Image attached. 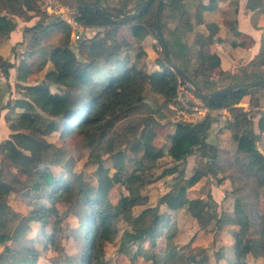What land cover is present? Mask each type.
<instances>
[{"label": "trees", "instance_id": "trees-1", "mask_svg": "<svg viewBox=\"0 0 264 264\" xmlns=\"http://www.w3.org/2000/svg\"><path fill=\"white\" fill-rule=\"evenodd\" d=\"M84 1L89 5L100 4L97 0ZM208 1L207 8L213 9L216 0ZM59 2L84 27L80 32L82 37L74 41L77 54L70 46V26L40 11L38 0H0V38H8L15 29L13 15L28 22L36 19L33 26L24 28V33L33 32V39L28 49L20 54L18 64L0 54V72L8 78L9 69L14 67L15 87L22 91L20 97L11 98L6 104L5 121L11 132L0 142V245L3 247L0 264H4V257L9 259L5 264H38L41 251L47 250L48 246L57 255H69L62 242L69 237L79 246L77 262L70 259L69 264H107L105 246L117 236L122 253L129 254V245L134 244L133 257L142 256L150 264H186L184 247H178L172 237L165 236L171 221L169 212L183 207L202 227L211 221L217 228H222L223 224L237 227L233 230L232 251L228 254L216 251L214 264H219L220 259H224L225 264H248V254L263 255L264 214L259 202H264V154L257 141L264 132V112L255 132L249 113L237 104L243 96L264 89V86L201 98L209 109L229 110L231 119L226 128L236 143L233 155L224 156L216 144L207 141L211 124L205 119L173 123L166 136L167 143L155 146L154 127L159 125L157 117L163 115L160 108L164 104H177V87L186 84L168 67L162 49L157 51L161 55L156 60L161 69L148 72L144 62L146 52L138 50L131 54V42L125 38L118 40L117 34L121 25L129 23L135 41L149 34L158 40L155 26L158 0H143L127 20H115L104 12L88 10L76 0ZM263 7L264 0L246 1L247 9ZM104 8L118 15L130 10L126 3L121 7L105 5ZM203 8L202 3L197 6L196 24L203 23ZM164 12L177 19L176 26L169 29L165 38L170 55L203 90L212 91L264 78V40L254 58L236 72L221 71L219 77L229 80L217 84L202 66L204 54L197 46L203 35L196 32L197 63L190 68L186 58L189 46L180 38L183 30H192L191 23L185 20L188 15L185 0L163 1V35L167 30ZM205 25L208 40L218 41L219 38H214L218 29L216 24ZM55 28L62 34L59 44L46 51L39 41ZM88 28L101 30L88 37L84 32ZM231 31L239 34L235 21L231 22ZM236 44L232 42L233 46ZM30 77L35 79L30 80ZM58 85L63 86L61 91L53 90L58 89ZM145 92L153 98L159 95L162 104L153 107ZM143 106L146 111L148 109V114L140 116L139 120L127 121L137 108ZM17 108L20 111L15 112ZM10 112H15V117ZM124 121H127L123 123L125 130L121 131L120 125ZM56 131L63 140L74 135L83 139L89 159L97 165L96 185L70 168L72 158L64 145L48 140V136ZM195 152L201 154V160L190 177L186 178L183 169L176 165L163 170V175L176 173L171 189L159 198V203H164L168 212L161 211L157 204L135 214L134 207L147 202V194L141 189L145 183L152 182L153 178L146 177V173L157 166V159L167 154L178 162ZM107 160L112 162L111 173L105 166ZM128 162L132 164L131 170H125ZM55 166H60L61 170H55ZM226 170L234 171V176L240 180L231 212L218 214L213 200L206 202L201 198L186 197V189L201 177ZM229 175L230 179L234 177ZM117 183L123 185L126 193H119L117 200L112 201V188ZM12 195L19 196L26 204L25 212L11 206ZM251 197L257 202L250 208L246 202ZM251 214L260 219L259 236L256 237L249 234ZM70 216L76 218L74 226L69 224ZM122 223L125 227L120 226ZM160 240L164 242L162 246H158Z\"/></svg>", "mask_w": 264, "mask_h": 264}, {"label": "rangeland", "instance_id": "rangeland-1", "mask_svg": "<svg viewBox=\"0 0 264 264\" xmlns=\"http://www.w3.org/2000/svg\"><path fill=\"white\" fill-rule=\"evenodd\" d=\"M134 1L135 0H97V2H100V4L103 6L111 5L115 7H121L126 3L130 8L137 3H134ZM196 1H190L188 5L186 4V10L188 12V15H186L185 20L191 23L192 29L194 26L201 24H196L195 13L197 10V6L200 3L204 5L203 2H200L199 0ZM238 2L239 0L237 2H235V0H230V7L233 8L235 5L238 6ZM208 4L209 1L206 0V4L204 5L203 10L208 9ZM213 9H215V7ZM11 18H13V20H23L18 15H13ZM164 22H166L167 28V30L164 31V36L165 38H167L169 34V29H173L176 26L177 19H174L173 17L168 15L167 12H164ZM35 23L36 19L33 22H19L20 27L19 33L17 35V40H11V37L13 38V35L11 34L12 32H10V37L0 38V54L4 58H7L9 61L18 64L21 58L20 54L26 49H28V45L33 39V32L27 31L26 33H24V28L25 26L29 25L33 26ZM229 25L231 24L229 23ZM82 29H84V27ZM84 32H88L86 35L88 37H91L93 35H91V29L89 31L85 30ZM194 35L190 34L187 31L184 32V30L183 33L180 34L181 40L184 43L186 42L189 46L186 58L190 63V68L194 67V65H196L197 63ZM61 36L62 34L59 29L55 28L49 30L47 34L41 37L39 41L41 47H43L46 51L48 49L53 48L54 46L59 44ZM80 37H82V34H80ZM145 37L140 41H135V39L132 37L129 23H126V25H121L118 28L117 39L120 40L121 38H125L131 42V54L132 52H137L138 50H144L146 52V50L144 49V44L142 43ZM148 37L150 43L152 44L153 50L157 53V57L155 58L156 63L158 56L161 55L157 52L161 51V46L157 38H155L152 34H149ZM74 41L75 39L73 38L71 32L70 46L72 47L75 54H77V48L76 46H74ZM148 61L150 62V60L148 59V54L146 52V56L144 58V62L146 63V65ZM160 69L161 68L159 67V69L156 70ZM149 70L148 72H152ZM42 72H44V70ZM32 79L34 80L35 77H30V80ZM212 80H215L217 84H222L228 81L229 79H222L218 75L212 78ZM16 81V69L14 67L9 69L8 78H5V76L0 72V133H3V135L0 136V142L3 139L7 138L9 133L11 132L7 128V122L5 121V114L8 112L6 104H9V102H11V98L20 97L22 95L21 89H17L15 87ZM62 88V85H58V89L54 88L53 90L61 91ZM16 90L19 92H17ZM145 96L147 98V101L151 105H153V107H158L160 104H162V99L159 95L153 98L149 95V93L145 92ZM244 100L245 103L239 102V106L244 111H247L249 113V116L252 119L254 130L255 132H257V119L260 113H262V110L260 109L264 110V89L252 93V95L245 97ZM147 107L148 106H146V108ZM16 111H20V109L17 108L15 109V112ZM160 111L163 115L162 117H157L159 125L154 127L156 135L153 139V144L155 146H161L167 143L168 140L166 136L167 133L170 131V128L172 127L173 123L179 121L190 122L198 120L200 117L198 114L192 115L190 111H187L183 107H181L179 102L177 104H164L163 107L160 108ZM15 112H10L9 114L15 117ZM146 114H148V109L146 111L145 106L139 107L134 111V114L127 121L139 120L140 116ZM14 117H11V119ZM212 117L216 118V121H213L210 129L208 130L207 141L216 144V146L220 149V151H222L224 156L233 155L236 149V143L231 139V132L229 131V129L226 128V122H228L231 118L229 110H225V112L221 111L220 113H213L209 116V118ZM127 121L121 123V131L125 130L123 123L125 124ZM208 122H210V120ZM48 140L52 141L56 145H64L68 149V156L72 158L70 168L77 173H81V175L86 181L94 185L97 184V165L89 159L88 148L84 146L83 139L81 137L74 135L72 137H67L65 138V140H63L59 137V133L56 131L48 136ZM257 146L264 154V132L260 134V138L257 141ZM199 160H201V154L199 152H195L192 155L188 156L185 160H181L178 162H175L172 157L167 154L157 159V166L146 173V177H150L151 179L153 178L152 182L145 183L144 187L141 189L142 192L147 194V202L144 205L135 206L133 212L137 214L141 209L147 206H155L157 204H159V208L161 211L168 212L169 209L166 207V205L161 202L159 203V198L171 189V185L174 182L172 178L173 176H176V173L163 175V170L165 168H170L176 165L178 168L183 169L184 176L188 178L192 175L194 169L199 165ZM202 160L205 161V159L203 158ZM67 164L69 165V162ZM128 164L129 166L125 168V170H131L132 164L130 162H128ZM105 166L109 168L110 173L113 171L111 160H107L105 162ZM54 169L57 171L61 170L60 166H55ZM229 173L232 176H234L235 174L234 171L231 172L230 170H226L219 171L216 175L207 174L204 177H201L195 184L186 189V197L201 198L206 202H211V200H213L216 203L213 207L214 209H216V212L218 214L222 213V211L231 212L233 210V202L236 196L235 189L238 187L240 180L237 176H234L230 179ZM112 192L113 193L111 200L115 201L118 198V194L121 192L126 193V190L123 185H119L117 183L112 188ZM256 202L257 201H254L253 197H251V200L246 203H248L251 208L256 204ZM9 203L15 210L21 212H25L27 207L26 204L22 202L19 196L12 195L9 199ZM259 204L260 210L264 214V202L261 201L259 202ZM169 215L171 221L165 236L172 237V240L178 247H184V252L187 255L186 264H214L216 262L215 258L217 257L215 255L216 251L220 250L223 254H228L230 250L232 251L231 247L234 245L233 230L237 228L235 225L233 226L223 224V226H221L222 228H217V226L214 224V221H211L206 226L202 227L200 223L194 217H192L184 207L176 211H170ZM250 220V236H259L258 223L260 219H258V217H256L254 214H251ZM68 221L71 226H74L76 224V218L73 216H70ZM261 223L263 224L262 220ZM120 226L125 227V224L122 223ZM62 242L64 246L63 248L67 249V254L69 255H57L56 252L51 249L50 246H48L47 250L41 251L40 256L38 258V264H69V262L71 261L70 259L77 262L79 258L78 243H75V241L71 237H69L68 239H63ZM119 243V236H117L113 242H109L106 244L104 249V258L107 264H150L149 261L145 260L142 256H138L136 258L133 257L132 253L136 250L134 244L129 245L130 253L125 254L120 251ZM163 244V240H160L158 246H162ZM2 248V245H0V251L2 250ZM190 256H193V258H190ZM4 260L3 262L5 264L9 259L7 257H4ZM246 261L248 262V264H264V254L259 256H253L251 254H248ZM218 263L225 264V261L224 259H220Z\"/></svg>", "mask_w": 264, "mask_h": 264}, {"label": "crops", "instance_id": "crops-1", "mask_svg": "<svg viewBox=\"0 0 264 264\" xmlns=\"http://www.w3.org/2000/svg\"><path fill=\"white\" fill-rule=\"evenodd\" d=\"M190 1L195 2L196 0L185 1V7ZM246 1L247 0H239L238 6L235 5L232 8L230 7V0H216L215 9H205L202 11L203 23L194 26L193 29L189 31V33L193 35L196 32L203 35V39L197 48L204 54L202 66L205 70L211 73V79L218 76L221 71L234 73L240 66L247 64L258 53L261 41L264 40V7L250 10L246 8ZM202 2L204 5L206 4V0H203ZM34 20L35 18L32 19L31 22ZM14 21L16 22V27L11 31V34L13 35L11 40L18 39L17 35L20 27L19 22L21 23L23 20L15 19ZM233 21H235V28L239 33L237 35L233 34L231 31V25H229V23L231 24ZM27 22L28 21H26V23ZM210 22L215 23L218 28L214 35V38H219L218 41L214 40L210 42L208 40V29L205 24ZM90 29L91 35L96 31L101 30L100 28H88L85 30L89 31ZM232 42H236L237 44L233 46ZM142 43L148 54V59L150 60V62H147L148 70L151 69L149 71H153L159 69V66L155 63L157 53L153 50L148 35ZM249 95L252 94L243 96L240 102L245 103L244 98ZM237 105L239 106L240 104L238 103ZM225 110L228 111V109H209V111L206 112L204 116H200L198 120L205 119L206 122L210 120V124L212 125L213 121H216V118H209V116L213 113H220L221 111L225 112ZM260 110H262L261 112H264L263 109ZM1 135H3V133H0V136Z\"/></svg>", "mask_w": 264, "mask_h": 264}, {"label": "water", "instance_id": "water-1", "mask_svg": "<svg viewBox=\"0 0 264 264\" xmlns=\"http://www.w3.org/2000/svg\"><path fill=\"white\" fill-rule=\"evenodd\" d=\"M83 8H86L88 10H96L99 12H104L109 17L115 19V20H127L132 12L139 6L143 4V0H138L136 4H134L130 10H128L124 15H118L113 13L110 10L105 9L100 4H94L89 5L84 0H76ZM164 0H158L156 10H155V26H156V34L159 40V43L161 45V49L163 51V54L165 56L166 64L168 67L175 72V74L180 78L182 81L185 82L187 86L191 88V90L195 93L196 96L204 99L208 98L217 94H223L227 92H232L238 89H248L256 86H264V78L252 80L248 82H240V83H234L230 85H226L220 88H217L212 91H206L203 90L199 85H197L189 76L187 73H185L172 59L168 44L166 42L165 36L162 33L161 29V12H162V3Z\"/></svg>", "mask_w": 264, "mask_h": 264}, {"label": "built area", "instance_id": "built-area-1", "mask_svg": "<svg viewBox=\"0 0 264 264\" xmlns=\"http://www.w3.org/2000/svg\"><path fill=\"white\" fill-rule=\"evenodd\" d=\"M38 5L42 12L52 15L68 24L75 40L80 38V32L83 26L75 19L73 13L68 8L64 7L59 0H38ZM177 99L180 106L190 111L192 115L198 114L199 116H204V114L209 111V108L204 104L202 99L196 96L187 85H178Z\"/></svg>", "mask_w": 264, "mask_h": 264}]
</instances>
